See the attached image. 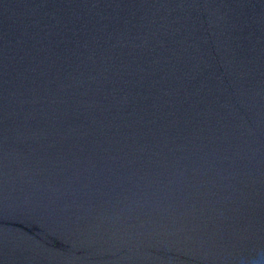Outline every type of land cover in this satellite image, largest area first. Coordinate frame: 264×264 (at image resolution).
I'll return each mask as SVG.
<instances>
[{
  "label": "water",
  "instance_id": "obj_1",
  "mask_svg": "<svg viewBox=\"0 0 264 264\" xmlns=\"http://www.w3.org/2000/svg\"><path fill=\"white\" fill-rule=\"evenodd\" d=\"M0 264H264V0H0Z\"/></svg>",
  "mask_w": 264,
  "mask_h": 264
}]
</instances>
